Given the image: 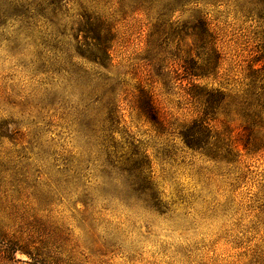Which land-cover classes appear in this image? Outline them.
<instances>
[{
  "label": "rangeland",
  "instance_id": "1",
  "mask_svg": "<svg viewBox=\"0 0 264 264\" xmlns=\"http://www.w3.org/2000/svg\"><path fill=\"white\" fill-rule=\"evenodd\" d=\"M11 244L43 264H264V0H0Z\"/></svg>",
  "mask_w": 264,
  "mask_h": 264
},
{
  "label": "trees",
  "instance_id": "2",
  "mask_svg": "<svg viewBox=\"0 0 264 264\" xmlns=\"http://www.w3.org/2000/svg\"><path fill=\"white\" fill-rule=\"evenodd\" d=\"M105 51L106 49H104V52ZM99 64H101V62H99ZM185 74L190 78L199 77V75L197 74V70H195L194 72H190V73L186 72ZM142 103L146 109V114L148 113L149 115H151V120L155 122L156 116L153 113L151 98H149L148 96H144ZM206 131H207V126L203 121L199 119L192 121V131L187 132L190 134H187V133L182 134L183 143L189 149L195 150V148L197 147L196 142L198 141L199 137L205 135ZM17 253L21 255H25L29 260H25V261L15 260L14 257H15V254ZM0 259H2L0 260V264H7V263L43 264L40 261L33 260L31 255L28 252L23 250V248H17V246H15L14 244L8 245V248H6L5 251L2 253V256L0 257Z\"/></svg>",
  "mask_w": 264,
  "mask_h": 264
}]
</instances>
